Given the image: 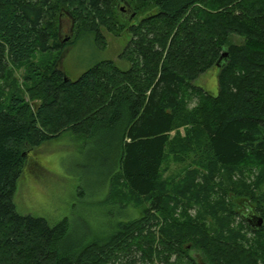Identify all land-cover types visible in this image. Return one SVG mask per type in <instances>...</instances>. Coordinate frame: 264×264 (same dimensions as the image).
<instances>
[{"label":"trees","instance_id":"16d2710c","mask_svg":"<svg viewBox=\"0 0 264 264\" xmlns=\"http://www.w3.org/2000/svg\"><path fill=\"white\" fill-rule=\"evenodd\" d=\"M100 25L127 35L128 66L107 58L67 76L63 49L80 37L98 44ZM22 62L25 91L39 102L13 91L0 106V264H135L137 254L200 264L191 249L204 264H264V0H0V80ZM213 66L216 94L195 83ZM65 132L103 180L112 220L100 235L85 226L71 237L65 218L50 223L13 202L30 152ZM168 156L194 167L180 178L186 193L160 186ZM190 204L211 216L230 209L217 226L200 213L177 223V207ZM249 213L262 217L259 227Z\"/></svg>","mask_w":264,"mask_h":264},{"label":"rangeland","instance_id":"374dc122","mask_svg":"<svg viewBox=\"0 0 264 264\" xmlns=\"http://www.w3.org/2000/svg\"><path fill=\"white\" fill-rule=\"evenodd\" d=\"M61 20L62 37L69 38L71 35L69 18L63 15ZM98 33L101 36H98L97 40L99 41L100 39L98 44L94 42L92 44L88 37H80L75 43L65 46L60 66L67 76L75 78L94 62L107 58L114 60L122 68L128 66V63L120 57L127 35L120 37L113 35L103 25L99 26ZM230 40L233 43L241 42V38L236 35H232ZM25 62L17 65L9 64L8 74L0 80L1 107L8 103L10 94L13 91L19 92L29 103L39 102L38 98H33L34 101H31L25 91V83L23 81V77L26 74L25 70L27 69V66H24ZM217 71L218 68L216 66L209 68L195 80L196 85L201 86L210 93L216 94L218 88ZM178 131L181 135L184 134L182 127H179ZM168 158H170L169 163H164L162 166L160 175L161 188L169 190L176 183V188L178 187L179 191L184 190L186 193V186L182 185L184 182L180 181V178L188 174V171L194 167L187 160L179 162L172 156H168ZM95 167L96 161H90L87 158L85 148L81 147L78 140L70 132H65L42 143L30 152L28 163L17 180L16 190L13 194V202L17 211L21 214L44 217L50 223H55L65 218L68 224V233L71 237L80 236L79 228L85 226L90 229L92 234L100 235L105 230L109 220L111 221L112 219L108 220L104 216L106 207L104 195L101 192L104 189L103 180L97 179L99 176H96L98 171ZM120 189L126 191L124 187ZM214 191L217 192L218 190L215 189ZM126 197L128 196H122L124 199ZM128 198L130 202L135 203L136 199L133 196L129 195ZM177 198L179 199L178 202L182 200L186 203L188 201L180 195ZM218 198L217 193L211 192L210 199L208 197L205 200L213 204ZM239 202L242 201L239 200ZM192 205L194 206L191 207L190 204L189 207L187 205L185 209L177 207L174 213L175 218L178 220L177 223L184 222V212L188 217H197V213H200L205 224L217 226L220 223L221 213H224L225 216L230 209L227 208L229 207L228 205L224 212H221L223 209H220L218 214L211 216L206 215V211L204 212L203 208H200L202 211L197 212V204ZM235 209L239 211L245 208L235 207ZM158 218L159 223L163 226L161 223L162 217L158 216ZM238 218L239 216L235 214L232 218L227 219V227H235L240 221ZM170 223L171 220L168 218L167 224ZM168 227L178 233L174 224ZM241 231H247L246 227H243ZM91 233L90 235L92 236ZM186 243H189L186 245L189 246L191 241H187L184 244ZM198 253L200 252L195 249L188 251L189 256L194 258L195 262L204 264L206 262L205 258ZM135 256H137L135 257V264H166L163 259L143 260L141 256L138 258V254ZM124 261H126L125 258H120L118 263L115 261L113 264H123ZM169 264L191 263L187 260H176L172 256L169 259Z\"/></svg>","mask_w":264,"mask_h":264},{"label":"water","instance_id":"95a60500","mask_svg":"<svg viewBox=\"0 0 264 264\" xmlns=\"http://www.w3.org/2000/svg\"><path fill=\"white\" fill-rule=\"evenodd\" d=\"M133 14L134 13H132L130 16H133ZM69 31H70V27H69ZM66 39H67V37H66ZM223 55H225V54H223ZM221 58H222V56H221ZM247 217H246L247 218L246 220H247L248 223H252V221L254 222L253 223V227H256L257 228V227H259L262 224L263 219L259 215H253V216H247Z\"/></svg>","mask_w":264,"mask_h":264},{"label":"flooded vegetation","instance_id":"af4514ba","mask_svg":"<svg viewBox=\"0 0 264 264\" xmlns=\"http://www.w3.org/2000/svg\"><path fill=\"white\" fill-rule=\"evenodd\" d=\"M253 215H257V214H256V213H249V214H247V215H245V216L247 217V216H253ZM247 218H248V217H247ZM247 218H246V219H247ZM262 222H263V221H262ZM253 223H254L253 221H252V223H249L251 227H253Z\"/></svg>","mask_w":264,"mask_h":264}]
</instances>
